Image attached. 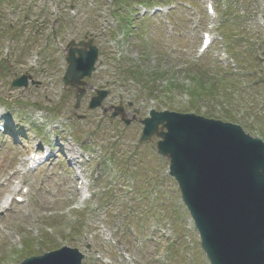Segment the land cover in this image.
<instances>
[{"label": "rangeland", "instance_id": "1", "mask_svg": "<svg viewBox=\"0 0 264 264\" xmlns=\"http://www.w3.org/2000/svg\"><path fill=\"white\" fill-rule=\"evenodd\" d=\"M204 31L213 43L201 53ZM85 36L98 59L74 108L62 76L68 43ZM23 75L26 86L11 85ZM100 88L105 111L88 107ZM118 105L128 125L111 116ZM151 108L228 114L264 141V0H0V205L12 198L0 207V264L62 245L84 252L82 264H209L158 137L139 141ZM47 147L53 156L28 169L30 151Z\"/></svg>", "mask_w": 264, "mask_h": 264}, {"label": "water", "instance_id": "2", "mask_svg": "<svg viewBox=\"0 0 264 264\" xmlns=\"http://www.w3.org/2000/svg\"><path fill=\"white\" fill-rule=\"evenodd\" d=\"M97 57L91 40L70 41L63 82L77 88L76 107L85 91L83 78L90 77ZM12 85L26 86L27 77ZM106 95L97 91L89 107L100 105ZM142 122L141 139L154 133L160 137L158 152L170 159L169 173L178 182L211 264H264V142L237 124L193 113L151 111ZM81 257L64 247L20 264H80Z\"/></svg>", "mask_w": 264, "mask_h": 264}, {"label": "trees", "instance_id": "3", "mask_svg": "<svg viewBox=\"0 0 264 264\" xmlns=\"http://www.w3.org/2000/svg\"><path fill=\"white\" fill-rule=\"evenodd\" d=\"M114 1L115 2H118V3L125 2L126 5L130 3L131 5H133V4H139V5H143V6H148V5L152 4V3L159 2V0H114ZM164 1H166V0H164ZM131 7L132 6H130V9H131ZM123 19H125L127 21L129 20L128 17L123 18ZM122 24L124 25V23H122ZM193 73H194V75L192 76V78L194 79L196 85L197 84L198 85L201 84L203 86L204 84L207 83V82H205V78H206L205 76H207V75L205 74L204 70L203 71H198V72L196 71V72H193ZM141 74L142 73H141L140 70L131 73V75L134 76V77H139ZM207 86H209V85H207ZM181 88L186 90L189 87H188V85L182 83V87ZM209 89H210V87H207L206 90H205V93H207V91ZM188 92H189L190 96L192 97L191 98V101H193V102H194L193 98L199 96L198 91L196 89H194V88H190ZM206 115L207 116H211V117L215 116V114H213L212 112H208V113H206ZM222 116H223V118L225 120H230V121L232 120V118L228 114L227 115L224 114Z\"/></svg>", "mask_w": 264, "mask_h": 264}, {"label": "bare ground", "instance_id": "4", "mask_svg": "<svg viewBox=\"0 0 264 264\" xmlns=\"http://www.w3.org/2000/svg\"><path fill=\"white\" fill-rule=\"evenodd\" d=\"M7 201H8V197L6 196V198L3 201L2 207H5L6 205H8Z\"/></svg>", "mask_w": 264, "mask_h": 264}]
</instances>
